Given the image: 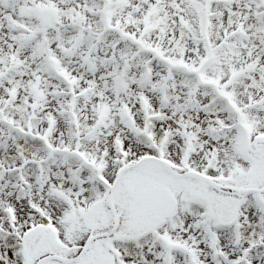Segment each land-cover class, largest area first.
I'll return each mask as SVG.
<instances>
[{"label":"snow or ice","instance_id":"snow-or-ice-1","mask_svg":"<svg viewBox=\"0 0 264 264\" xmlns=\"http://www.w3.org/2000/svg\"><path fill=\"white\" fill-rule=\"evenodd\" d=\"M0 264H264V0H0Z\"/></svg>","mask_w":264,"mask_h":264}]
</instances>
